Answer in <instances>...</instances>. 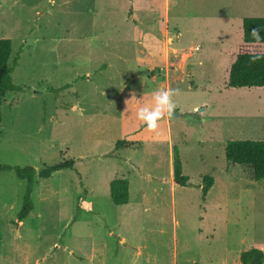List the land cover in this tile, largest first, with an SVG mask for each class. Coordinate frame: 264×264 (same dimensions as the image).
Listing matches in <instances>:
<instances>
[{"label":"rangeland","instance_id":"374dc122","mask_svg":"<svg viewBox=\"0 0 264 264\" xmlns=\"http://www.w3.org/2000/svg\"><path fill=\"white\" fill-rule=\"evenodd\" d=\"M247 16H264V0H0L21 86L0 104V163L37 172L73 160L34 176L21 221L25 181L0 171V264H241L243 250L264 253V177L224 156L226 141L264 136V89L226 85L237 53L264 52L242 41ZM180 51L182 67L165 73V54ZM164 88L176 108L150 130L136 109ZM113 178L128 181L124 204L110 198Z\"/></svg>","mask_w":264,"mask_h":264},{"label":"trees","instance_id":"16d2710c","mask_svg":"<svg viewBox=\"0 0 264 264\" xmlns=\"http://www.w3.org/2000/svg\"><path fill=\"white\" fill-rule=\"evenodd\" d=\"M242 40L246 43L264 42V16H247L241 20ZM11 53L10 39L0 37V104L5 93L18 91L20 85H14L11 80V66L8 59ZM17 61V55L13 58V64ZM226 85L228 87L264 86V52H239L230 63ZM1 132V131H0ZM131 143L126 140H117L115 146H128ZM226 160L236 164L247 165L251 169L252 177L260 179L264 177V139H235L228 140L224 147ZM172 176L173 179L185 185L187 178L182 174L181 161L178 150L172 148ZM73 168V160L67 159L56 164L41 167L37 172L30 166H11L0 163V171L14 170L15 175L25 181V191L16 218L24 219L33 208L30 193L34 186V176L47 178L52 172L62 168ZM211 177L202 181L203 193L210 187ZM109 195L113 203L124 204L128 201V181L125 178H113L109 181ZM241 264H262L264 253L261 248L250 247L238 255Z\"/></svg>","mask_w":264,"mask_h":264},{"label":"clouds","instance_id":"9594fccd","mask_svg":"<svg viewBox=\"0 0 264 264\" xmlns=\"http://www.w3.org/2000/svg\"><path fill=\"white\" fill-rule=\"evenodd\" d=\"M175 92L176 90L172 88L155 90L151 105L145 104L137 107V119L144 122L148 129H156L161 118L166 114L172 116L173 111L176 108V104L172 100Z\"/></svg>","mask_w":264,"mask_h":264},{"label":"crops","instance_id":"0c3cea01","mask_svg":"<svg viewBox=\"0 0 264 264\" xmlns=\"http://www.w3.org/2000/svg\"><path fill=\"white\" fill-rule=\"evenodd\" d=\"M243 41V40H242ZM244 42V41H243ZM246 43V42H245ZM194 48H197V46L196 47H194ZM175 50V49H174ZM165 52H166V49H165ZM176 52V51H175ZM179 52V51H178ZM222 52H223V50H218L216 53H215V50L213 51V53H210V54H215V55H219V57L221 56V55H223L222 54ZM188 53V55L187 56H189V52H181L180 51V53L177 55L178 57H176L175 58V60L174 61H170L169 59H168V54L166 53L165 54V58H163V63H162V65L163 66H165V73H166V71H167V68L169 67V66H174V67H176V66H178V67H182V65H183V63H184V61H185V59L187 58V56L185 57V58H182V55L183 54H187ZM234 59V58H233ZM233 59H232V61H233ZM231 61V62H232ZM230 62V63H231ZM229 64V63H228ZM153 65H150L149 66V68H151ZM229 66H230V64H229ZM165 76L168 78V76H167V74H165ZM164 82H166V87H167V85H168V82H167V80L165 79L164 80ZM244 87H246V86H244ZM249 87H256V88H258V89H264V86H249ZM233 88H235V87H233ZM166 122H168V118H166ZM262 133H263V135H264V131H262ZM263 139H264V136H263ZM131 145V144H130ZM171 171H172V167H171ZM129 186V185H128Z\"/></svg>","mask_w":264,"mask_h":264},{"label":"bare ground","instance_id":"6f19581e","mask_svg":"<svg viewBox=\"0 0 264 264\" xmlns=\"http://www.w3.org/2000/svg\"><path fill=\"white\" fill-rule=\"evenodd\" d=\"M31 194V193H30Z\"/></svg>","mask_w":264,"mask_h":264}]
</instances>
